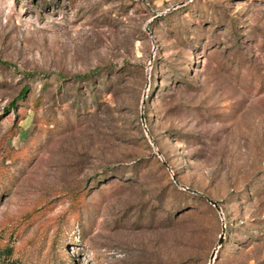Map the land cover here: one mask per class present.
<instances>
[{"label":"rangeland","instance_id":"1","mask_svg":"<svg viewBox=\"0 0 264 264\" xmlns=\"http://www.w3.org/2000/svg\"><path fill=\"white\" fill-rule=\"evenodd\" d=\"M0 60L4 260L264 264V0H0Z\"/></svg>","mask_w":264,"mask_h":264},{"label":"trees","instance_id":"2","mask_svg":"<svg viewBox=\"0 0 264 264\" xmlns=\"http://www.w3.org/2000/svg\"><path fill=\"white\" fill-rule=\"evenodd\" d=\"M0 63H1V65L6 66V67L11 66L9 63L1 61V60H0ZM34 74H35L34 72H30V73H26V76L30 77V76H33ZM84 80L89 82V83L92 82L91 83L92 84V88L95 87L94 84H93L94 76H92L90 74L86 75L84 77ZM87 86H90V85H87ZM28 90H29V87L26 86L25 88H23V90L21 91V93L19 95L18 99L23 100V103H19L17 101H14V102H12V105H11L14 108V111L17 110L16 112H20L21 115H24V116H25V113H23V112L24 111L28 112V110H27L28 105H31V102H30V96H31L30 93L31 92H29ZM95 98L98 101H103V99L100 100V98L97 95H95ZM40 102H41V97H39V96L34 98L33 101H32V103L35 104V108L36 109L38 108ZM55 113H56V111H55ZM67 121L69 122V118L67 119ZM51 124H54V126H52ZM61 124H62V118L60 119L56 114H52L50 116V118H48V120L45 123L44 127L48 128V130H49V128H54L55 125H61ZM87 195H88V190L87 189L80 190L77 193L76 197L73 198L72 205H71V208H70L69 212L73 213V215L81 216V214L83 213L84 209L86 208V197H87ZM57 221H58L57 219H54L53 222L55 224H57ZM61 224H63V223H61ZM62 230H63V225H58V231L56 233L59 234V232L62 231ZM56 236H58V235H56ZM58 239H59V236H58V238H56L55 243L52 245V248L50 250L52 254L55 253L57 256L59 255L60 251H62V249L64 248L63 245L62 246H57L58 245V243H57ZM0 264H10V263H8L6 260H4L3 257L0 255Z\"/></svg>","mask_w":264,"mask_h":264},{"label":"water","instance_id":"3","mask_svg":"<svg viewBox=\"0 0 264 264\" xmlns=\"http://www.w3.org/2000/svg\"><path fill=\"white\" fill-rule=\"evenodd\" d=\"M203 195V194H202ZM210 201L217 207L218 211H221V207L213 200L210 199ZM215 255V253L213 254V256Z\"/></svg>","mask_w":264,"mask_h":264}]
</instances>
